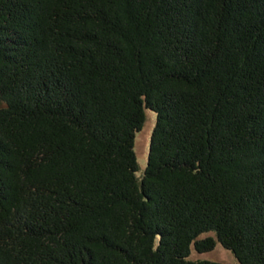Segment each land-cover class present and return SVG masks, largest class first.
<instances>
[{
    "label": "trees",
    "instance_id": "trees-1",
    "mask_svg": "<svg viewBox=\"0 0 264 264\" xmlns=\"http://www.w3.org/2000/svg\"><path fill=\"white\" fill-rule=\"evenodd\" d=\"M218 243L264 264V0H0V264Z\"/></svg>",
    "mask_w": 264,
    "mask_h": 264
},
{
    "label": "rangeland",
    "instance_id": "rangeland-1",
    "mask_svg": "<svg viewBox=\"0 0 264 264\" xmlns=\"http://www.w3.org/2000/svg\"><path fill=\"white\" fill-rule=\"evenodd\" d=\"M147 118L145 123H143V127L141 131L137 133L136 142H135V152L138 158V164L140 165L141 169L145 168V164L147 163L148 159V150L150 145V139L154 123L156 121V115L154 112L149 111L147 109ZM190 258L198 259V258H206L211 259L213 261L221 262L224 264H239L237 263V259L233 255L230 250L225 249L222 247L220 243L217 244L214 250L208 253H198L195 248L192 247Z\"/></svg>",
    "mask_w": 264,
    "mask_h": 264
}]
</instances>
